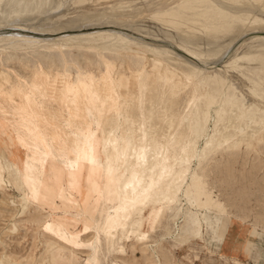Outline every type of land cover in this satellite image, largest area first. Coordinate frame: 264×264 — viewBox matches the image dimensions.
I'll list each match as a JSON object with an SVG mask.
<instances>
[{"label": "rangeland", "instance_id": "rangeland-1", "mask_svg": "<svg viewBox=\"0 0 264 264\" xmlns=\"http://www.w3.org/2000/svg\"><path fill=\"white\" fill-rule=\"evenodd\" d=\"M75 1L47 0V9L55 2H61L63 6L47 13L29 15L25 22L12 20L11 25H0V35L21 33L27 41L31 37L82 34L88 37L86 42L73 41L63 50L50 52L46 48L33 50L28 46V50L21 52L6 49L3 53L0 50V155L4 157L0 164V264H264V139L256 137L249 145L242 142L233 149L209 151L201 161H195L185 170L176 184L177 191L168 199L151 200L146 206H136L135 210L114 193L118 183L115 174L112 177L102 174L95 178L92 186L81 173L73 180L77 165L72 160L74 146L66 139L65 129L83 133L88 128L90 134L95 131L102 139L98 123L102 124L100 114L106 110L117 116L118 125L130 119L126 107L140 108L141 115L145 116L144 105L139 104V86L148 85L147 73L156 72L159 65L156 54L145 41L172 46L191 55L195 61L198 59L197 53L184 48L180 41L173 44L153 40L137 31L136 25H122V22L145 24L148 11L156 12L166 0ZM250 3L255 4L253 0ZM251 4H238L234 15L244 17L247 12L258 17L263 13L264 5L250 7ZM244 9L247 11H242ZM196 11H189L191 18ZM19 23L22 26H16ZM29 23L39 29L25 27ZM52 23L60 24L63 29L40 31ZM107 30L130 34L137 41L131 44L114 42L116 44L109 49L96 50L93 45L112 40ZM261 32L244 33L226 57H234L254 38L264 39ZM262 64L263 61L251 64L245 73L263 82ZM42 70L55 79L68 77L72 84L80 78L96 81L100 87L92 85L88 89L89 106L94 114H88L79 99L69 105L62 88L65 85L55 90L48 86L47 96L43 97L36 82ZM135 73L137 81L132 78ZM103 87L116 91L112 100L125 106V110L109 105ZM13 88L27 90L39 103L46 102L48 115L56 121H44L47 117L44 116V122H34L33 129L22 119L19 108L22 103L16 95L13 94L10 101L1 93ZM86 88L81 86L77 90L79 97H83ZM127 97L132 98L129 106L124 105ZM170 97L175 99L173 95ZM13 98L15 102H12ZM149 106L152 108L150 121L154 122L157 112ZM57 109L59 114L55 112ZM209 124L207 132L211 133L214 117L210 118ZM128 129L129 125L126 126ZM112 132L122 138L119 126H113ZM207 137L199 135L201 146ZM170 142L173 144L176 139L173 137ZM45 146L46 154L41 153ZM97 146L101 150V145ZM87 150L86 147L79 152ZM171 155L170 151L166 152L168 158ZM9 164H16L14 171H8ZM25 166L35 178L31 185L24 180L23 173L18 175V169ZM131 170L130 165L123 168L127 175ZM71 180L73 185L69 184ZM169 184L170 180L164 182L157 194H167ZM36 185L40 188L39 194ZM117 206H121L122 211L124 208L130 211L128 221L125 227L109 232L107 217L110 209ZM87 226L90 231L85 233ZM232 226H239L245 232L240 241L243 248L240 256L223 247L227 228ZM257 252L260 257L254 259Z\"/></svg>", "mask_w": 264, "mask_h": 264}, {"label": "bare ground", "instance_id": "bare-ground-1", "mask_svg": "<svg viewBox=\"0 0 264 264\" xmlns=\"http://www.w3.org/2000/svg\"><path fill=\"white\" fill-rule=\"evenodd\" d=\"M79 1L76 0L75 3ZM253 1L255 4L252 5L250 3L252 0H166L161 3L156 12L148 11L149 18L144 19L145 24L122 22V25H136L137 31L153 40H166L173 44L180 41L184 48H190L192 52H196L198 59L195 61L191 55L172 46L159 43L154 45L144 40L156 54L159 64L156 72L147 73L148 85L139 86L141 97L139 104L144 105L145 116L141 115L140 108L134 110L126 107L130 119L123 125H118L116 124L117 116H112L109 109L106 110L100 114L102 124L98 123L102 139H99L95 131L90 134L88 128L83 133L65 129L66 139L74 146L72 160L77 165V169L73 172V180H77L81 173V177L88 182L89 186H92L95 178H100L102 174L110 177L115 174L118 183L114 193L119 196L121 202L130 203L131 210H135L136 206H146L151 200L168 199L177 191L176 184L185 170L195 161H201L209 151L218 148L233 149L239 147L242 142L249 145L256 137L264 139V84H262L264 81L254 80L248 76V72L245 73V69L251 64L262 63V61L264 64V39L254 38L249 44H245L234 57H226L228 50L244 33L262 31L261 33L264 34V11L258 17H255L254 13L246 12L247 15L244 17L233 13L235 8L239 7L238 4H251L250 7H256L258 4L264 5V0ZM55 4H51V9H47V0H0V25L9 24L12 20L25 22L29 15L47 13L63 6L61 2H55ZM190 10H197L193 13V19L190 17ZM115 21L119 23L118 20ZM52 25L40 28V31L55 30L61 27L60 24ZM16 26L22 25L19 23ZM25 27L39 29L32 24ZM107 32L110 37H113L112 40L92 47L102 51L115 45L114 42L131 44L137 41L135 36L127 33L121 35L112 30H107ZM25 38L21 33H3L0 35V50L3 53L6 49L21 52L28 50V46L33 50L46 48L50 52L56 49L63 50L73 41H88L86 34L53 38L31 37L30 41ZM22 43L27 45L23 46ZM48 59L51 61L50 58ZM48 59H46L47 62ZM61 68L64 69V66ZM261 69L262 73L264 68ZM132 78L137 81V74H133ZM36 82L43 97L47 96L48 86L51 85V88L55 90L65 85L62 88L68 104L73 105V102L79 99L88 114H94L89 106L88 89L92 85L95 88L100 87L96 81L91 82V80L80 78L76 84H72L68 77L59 76L55 79L42 70L38 73ZM81 86L87 87L83 97H79L77 93ZM102 89L109 99V105L116 109L119 108L120 103L117 105L112 100L116 91L113 88L103 87ZM1 93L5 94L10 101L13 94L16 95L22 103L19 107L22 119L30 126L34 122H42L44 116H47L44 121H56L55 117L48 115L46 102L35 101L27 90L13 88L10 92ZM172 95L175 98L173 100L170 97ZM131 100V97H127L124 105L129 106ZM169 101H173L172 104H169ZM12 102H15L14 98ZM62 104L60 103V106ZM149 105H152L157 112L154 122L150 121L152 108ZM122 108L125 110V106ZM58 111L59 109L55 112L59 114ZM212 117L215 119V125L213 131L209 133L207 129H209ZM127 125H129L128 130H126ZM113 126H119L122 138L114 135ZM32 128L34 129L33 126ZM59 130V128L56 129L57 133L60 132ZM200 134L208 136L203 146L198 142ZM173 137L176 142L171 144L170 139ZM97 144L101 145V150ZM86 147L87 152H79ZM167 151L171 152V158L166 156ZM41 153H47L46 146ZM3 158L0 155V164L3 163ZM16 158L19 159L18 152ZM126 165H130L132 169L130 175L123 172ZM15 167L16 164H9L6 168L8 171H14ZM21 173L29 185L34 183L35 178L28 166L18 169V175ZM73 180L70 181V185H73ZM169 180L170 184L166 189L168 193L157 194L162 184ZM18 181L22 183L21 180L18 179ZM36 189V193L39 194V186L36 185ZM129 213L130 211L126 208L122 211L121 206L112 207L107 217L108 231H116L120 226L125 227ZM87 217L89 219V215ZM88 229V226L85 227V233L90 231Z\"/></svg>", "mask_w": 264, "mask_h": 264}, {"label": "crops", "instance_id": "crops-1", "mask_svg": "<svg viewBox=\"0 0 264 264\" xmlns=\"http://www.w3.org/2000/svg\"><path fill=\"white\" fill-rule=\"evenodd\" d=\"M245 232L241 231L239 226H232L228 227L226 234H225V241L223 243V247L227 248L228 250H234L237 256L241 255L242 243V234ZM254 256V259H258L260 257L259 252H257Z\"/></svg>", "mask_w": 264, "mask_h": 264}]
</instances>
